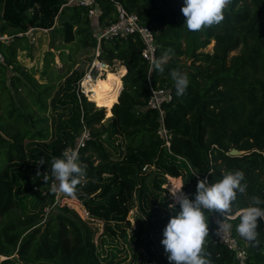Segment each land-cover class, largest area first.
I'll use <instances>...</instances> for the list:
<instances>
[{
    "label": "trees",
    "instance_id": "obj_1",
    "mask_svg": "<svg viewBox=\"0 0 264 264\" xmlns=\"http://www.w3.org/2000/svg\"><path fill=\"white\" fill-rule=\"evenodd\" d=\"M94 1L101 10L97 20L88 17V5L66 4V0H0V33L12 36L11 43L2 47L5 62L0 64V257L5 256L0 264H15L17 259L52 264H147L145 257L139 262L137 251L128 263L101 258L93 227L68 206L52 210L55 198L50 188L39 194V199L45 200L40 207L21 210L19 203L25 196L16 197L17 186L23 179L30 189L31 178L13 169L27 161V143L41 146L31 155L34 161L41 157L45 160L39 166L40 175L35 172V180L48 184L53 179L52 159L62 158L66 146L73 141V135L49 140L48 100L53 96V85L50 80L40 82L17 59L18 50L30 49L29 30H48L50 39L59 36L75 54L87 53L88 65L80 70L78 78L90 69L96 57L106 65L120 61L126 67L118 82L119 95H112L116 87L106 100L107 96L97 94L103 102L81 94L82 110L77 105L71 121L74 131L81 132L85 126L90 132L78 148L79 161L87 166V175L72 198L82 202L90 217L103 222L106 233L125 238L130 226L128 214L135 201L149 202L145 194L152 175L159 187L163 172L182 174L184 189L191 192L189 199H194L195 189L187 185L188 181L194 185L196 176L215 183L225 171L241 170L245 176L242 183L247 188L245 193H237L229 214L234 216L225 219L238 245L245 250V259L240 263L236 253L215 238V225L207 212L210 236L205 247L211 264H264V220H257L260 244L252 247L237 233L239 218H235L240 208L249 206L253 195L264 200V0H232L219 25L198 32L184 25L185 17L180 11L184 0ZM117 4L136 14L140 23L152 31L155 59L168 48L174 50L164 71L153 70L151 75L154 87H166L171 93V100L162 105L169 148L158 134L160 114L148 106L151 92L146 79L147 63L141 54L143 43L135 33L111 35L99 41L95 36V30L117 20ZM212 40V51H206ZM233 51L236 53L231 54ZM60 52V60L77 62L70 55L66 58L64 50ZM53 55V51L46 52L41 78L47 75L52 61L48 57ZM172 69L187 73L189 78L186 94L181 97L176 95ZM65 90H72L70 96L77 103L74 89ZM108 115H112V121L105 125L103 120ZM111 133H119L124 143L122 153L114 156L107 150L112 144ZM232 148L243 154H228ZM46 172L49 179L44 182ZM173 180L177 187L179 178ZM160 193L152 203L156 211L148 216L155 219L151 229L179 211V205L168 208ZM45 204L50 208L48 212L44 211ZM260 207L264 208V204ZM149 254L153 255L150 250Z\"/></svg>",
    "mask_w": 264,
    "mask_h": 264
},
{
    "label": "rangeland",
    "instance_id": "obj_2",
    "mask_svg": "<svg viewBox=\"0 0 264 264\" xmlns=\"http://www.w3.org/2000/svg\"><path fill=\"white\" fill-rule=\"evenodd\" d=\"M94 32H96V30ZM27 35H28L27 36L28 45H30V49L25 51L18 50L17 59L21 67L32 73V75L40 82H48L50 80V83L53 85V91H52L53 96L48 100V107H49L48 113L50 116L49 123H50V131H51V137L49 140L50 141L55 139L63 140L65 139V135L67 136L73 135L72 143H69L65 149V151H68L69 149H73L76 146L77 140L81 135V132H79V130L74 131V126L71 121L75 117L76 106L78 105V109L80 111L82 110L80 104V92H79L80 82L85 77L86 73L89 71V68L86 70L85 74H82L81 77L79 78H78L79 76L78 73L80 72V70L86 69L88 65V61H85V57L88 54L86 53L79 55L78 52H76L75 54L73 51H70L69 45L65 46L62 44L59 36H56V38L53 40L50 39V32L48 30H40L34 33L33 30H31ZM213 44L214 41L212 40L207 45L205 50L212 51ZM52 45H54L55 47L63 46L61 50L65 51L64 52L65 57L67 55H70L73 58H75L76 59L75 61L77 62L72 64V61L67 57H66L67 61L60 60L61 50L55 49V47ZM47 51H53L54 55L48 57V59L52 61L49 63V66L47 67V71H46L47 75L41 78V71H43V68L45 66V58ZM233 53H236V51H233L231 54ZM106 67H107L106 69L109 70L110 73H112V75L114 76L113 78H115V84L112 90L115 87L117 89L116 92H114L112 95H114L117 92L119 95L121 88H119L118 82L119 79H121L122 75L126 73V67L123 66L122 62L120 61H115L112 65H106ZM121 67H123L124 70L122 75L119 76L120 74L119 70ZM98 73L99 74H97L96 77H93V79L97 78L98 76L104 77L103 79H108V76H104V71ZM49 77H51L52 79H49ZM121 87H122V81H121ZM65 88L74 89V93L76 94V99L78 100L77 103H75V99L72 98V96H70L72 95L71 94L72 90L66 91ZM112 90H110L109 92H111ZM109 92L107 93L105 92L104 94H100V93L97 94L98 95L100 94L102 96H108ZM83 95L86 98H88L87 94L86 95L83 94ZM98 99L96 100L99 102L105 101V100H101L102 98H100L99 96ZM95 105L97 107L102 106V104L99 103H95ZM111 121H112V115L106 116V118L103 120L105 125H108V123ZM110 136H111L112 144L110 146H107V150L111 153L112 156L117 155L118 153H122L124 146L122 136L119 133H111ZM39 147L41 146L37 145L36 143H30V142L27 143L26 145V150L28 153L27 161L23 163L21 166H19V164L16 165L15 169H13L14 173H18V171H21L22 173L29 175L31 178L28 183L31 184L30 189L26 188L23 179H20L21 181L20 185L17 186L16 197L19 198L21 196H25V198L22 199L21 202L19 203V206L22 208L21 210L24 209L28 210L35 207L36 208L40 207L45 202V200L39 199V194L40 193L43 194V192H45L47 188H50L49 183L48 184L43 183L40 179L39 180L37 179V181L35 180L36 177L35 172L39 171V168L36 164L37 161H34L31 155H33L34 153L32 150ZM156 169L160 170L158 168ZM152 176L150 177V180L147 183L148 184L146 190L147 192L145 194V196L147 195V199H148L147 201L149 202H146V200H142L141 202L137 200L135 201L134 208L128 214L130 226L129 228L126 229L125 238L115 237V236L113 237L108 233H106L103 227V222L90 217L84 205L78 199L72 197L70 198L66 197L64 194H60L58 197H56L54 192L55 205L52 210H57V208L68 206L73 210H75V212L83 220L89 223L95 231L94 242L97 245L101 258L110 259V261L113 260L114 262H119V263H128L129 261H132L133 253L137 251L139 254V262H141L145 257L147 264H171V262L167 259L168 254L165 253L164 247L161 244V240L163 239V229L167 225L169 220L163 223H157L161 225L158 226L157 228L151 229L153 226L156 225V224L151 225V223L155 219L154 218L150 219L148 216L156 211L154 208L155 204L152 203L157 197L158 191H161L160 197H163L164 200H166L168 208H172L169 207V205H173V207L179 205L178 203L175 202V199L171 194V191H174L176 189V186H174L175 184H173L174 182L173 179L179 178L180 184H183L181 191L184 194H188V196H190L191 192L186 191L184 189V186L186 184L183 180L182 174L174 176L169 174L168 172H163L162 173L163 181L159 183L160 184L159 187H157L156 184L154 183L156 181L154 178H152ZM196 183L197 181L194 183V185H192L191 182L188 181L187 186L188 187L191 186L190 189H195L196 191ZM49 210L50 208L49 207L47 208V205L45 204L44 211L48 212ZM149 250L153 253V255L149 254ZM15 257L17 256L15 255ZM4 258L5 256L0 257V259H4ZM15 264H52V263H44V262L33 263V262L17 259Z\"/></svg>",
    "mask_w": 264,
    "mask_h": 264
},
{
    "label": "clouds",
    "instance_id": "obj_3",
    "mask_svg": "<svg viewBox=\"0 0 264 264\" xmlns=\"http://www.w3.org/2000/svg\"><path fill=\"white\" fill-rule=\"evenodd\" d=\"M232 4V0H184L180 11L185 17L184 25L189 31L198 32L213 25H219L225 19V9ZM174 55V50L166 49L161 58L153 59L152 69L163 72L165 63ZM174 83L176 95L181 97L186 94L189 85L187 73L179 69L170 71ZM38 168L45 164L41 157L36 162ZM86 165L79 161L78 152L65 151L61 157H54L51 161L50 173L55 179L53 186L55 191L69 197H75L77 185L85 178ZM37 175L40 172L37 171ZM193 176H196L193 173ZM197 177L194 199H189L181 189L183 184L171 191L175 202L179 204V211L173 215L163 229L161 244L167 253V259L171 264H211L210 253L206 251V240L210 236L209 216L207 213H217L216 228L213 235L219 236L224 229H231L230 224H225L223 217L231 214L233 205L237 200V193H245L247 184L243 171H225L222 179L215 183H209L207 177ZM42 179L47 182L49 173L46 172ZM264 204L258 195L250 197V204L240 208L235 218H239L236 231L249 246L258 247L260 241L257 231L258 218L264 220ZM173 207V205H169Z\"/></svg>",
    "mask_w": 264,
    "mask_h": 264
},
{
    "label": "built area",
    "instance_id": "obj_4",
    "mask_svg": "<svg viewBox=\"0 0 264 264\" xmlns=\"http://www.w3.org/2000/svg\"><path fill=\"white\" fill-rule=\"evenodd\" d=\"M77 3L81 5H88V17L91 20H97V17L99 14H101V10L96 6V3L94 0H66V4H72ZM117 8V20L103 28H98L95 32V36L97 37L98 41L102 37H109L111 35H119L121 37H125L127 34L135 33L143 43V48L141 51L143 59L147 63V71H146V79L148 82V86L151 92V95L148 99V106L150 108H153L157 110L160 114L159 121L161 123L160 128L158 130V134L160 137L164 138L167 148H169V136L167 133V130L164 125L163 121V109L162 105L165 102H168L171 100V93L170 90L166 87H154L151 83V75H152V61L155 59V50H156V44L155 39L152 31L142 23H140L138 17L136 14L129 12L126 10L123 6L120 4L116 5ZM29 30L27 34L30 32ZM12 36L5 33H0V64H4L5 57L2 52V47L9 45L11 43ZM98 54V53H97ZM104 65H106L104 62L100 61L97 57L93 59L89 71L86 73L85 77L80 82V95L81 94H87V88L84 86V80L87 81V83H92L95 81L96 78L93 79V77H96L98 72L104 71L103 68ZM90 132L89 130L83 126L81 130V135L77 140L76 146L73 149H69L68 151H77L80 146L84 144V141L89 137ZM56 184L55 179L53 178L50 182V188L53 189V192H55V196L58 197L61 193L58 191H55L53 186ZM44 193V192H43ZM219 214L217 213H211V220L213 221L215 228L216 224L215 221L218 218ZM231 215H226L223 217V221L225 224H230L225 218L229 219L232 218ZM231 225V224H230ZM215 238L222 243L225 247L230 249L231 251H234L236 253L237 259L240 261V263L243 262L246 256V252L243 248H241L238 245L236 237L232 233V226L231 229H224L221 231V234L219 236L215 235Z\"/></svg>",
    "mask_w": 264,
    "mask_h": 264
},
{
    "label": "bare ground",
    "instance_id": "obj_5",
    "mask_svg": "<svg viewBox=\"0 0 264 264\" xmlns=\"http://www.w3.org/2000/svg\"><path fill=\"white\" fill-rule=\"evenodd\" d=\"M103 68L105 69L104 70V76H108V79H100L101 76H98L93 83H87V81L84 80V86H86V88H87V95H88V98L90 100L95 101L96 99H98L97 93H100V94H104L105 92L107 93L110 90H112V88H113V86L115 84V78H113L114 76L112 75V73H110V71L106 69L107 68L106 65H104ZM123 70H124V68L121 67L120 70H119V72H120L119 76L122 75ZM101 78H103V77H101ZM111 94H109L107 96V98Z\"/></svg>",
    "mask_w": 264,
    "mask_h": 264
},
{
    "label": "water",
    "instance_id": "obj_6",
    "mask_svg": "<svg viewBox=\"0 0 264 264\" xmlns=\"http://www.w3.org/2000/svg\"><path fill=\"white\" fill-rule=\"evenodd\" d=\"M228 154H231V155H241V154H243V151L238 150V149H235V148H232L231 150H229Z\"/></svg>",
    "mask_w": 264,
    "mask_h": 264
}]
</instances>
